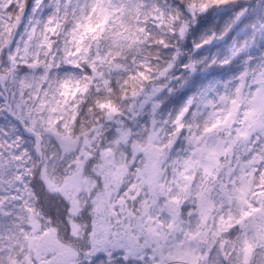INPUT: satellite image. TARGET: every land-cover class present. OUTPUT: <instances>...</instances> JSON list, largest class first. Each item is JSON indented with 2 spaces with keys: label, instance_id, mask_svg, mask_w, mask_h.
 I'll list each match as a JSON object with an SVG mask.
<instances>
[{
  "label": "snow or ice",
  "instance_id": "snow-or-ice-1",
  "mask_svg": "<svg viewBox=\"0 0 264 264\" xmlns=\"http://www.w3.org/2000/svg\"><path fill=\"white\" fill-rule=\"evenodd\" d=\"M12 10L16 24L0 28V138L28 137L39 156L46 124L63 150L61 104H88L123 126L85 170L113 142L127 152L107 239L83 259L52 247L34 264H264V0H0ZM65 65L85 75L53 78ZM116 91L136 101L127 117ZM137 141L158 148L155 178ZM31 187L55 222L59 205L45 198L59 194L39 169Z\"/></svg>",
  "mask_w": 264,
  "mask_h": 264
},
{
  "label": "rangeland",
  "instance_id": "rangeland-1",
  "mask_svg": "<svg viewBox=\"0 0 264 264\" xmlns=\"http://www.w3.org/2000/svg\"><path fill=\"white\" fill-rule=\"evenodd\" d=\"M16 22L15 10L0 13V28L10 30ZM116 79L119 80L120 77ZM128 83L131 86L128 94L131 96L132 87L138 85L131 80ZM71 95L69 91L65 98L70 99ZM118 99L123 101L120 93ZM135 103L136 101H132L126 106L122 104L121 111L125 117ZM58 111L56 119L62 122V126L55 132L62 138L63 150L47 137L49 129L46 124L38 129L39 146L36 145V149L39 156L29 149L31 141L28 137H17L14 140L0 138V264H34V258L41 259L43 251L50 247L64 249L69 261L80 251L70 239L65 241L60 238L62 244L59 243V246L50 244L54 224L50 216L40 208L35 191L31 187L37 169L40 170V179L50 192L65 195L74 210L73 213L80 211L77 216L89 202L96 204L90 213L85 211L79 216H85L87 222L93 226L89 242L94 246L107 239L105 229L109 217L116 216L121 211L116 205L122 201L114 197L127 172V166L123 163L127 152L120 147L119 142H113L112 148L105 153L103 164L93 165L86 171L85 162L87 156L99 151L102 145L109 141L107 133L115 124L123 126V118L110 117L106 113L90 110L89 114L81 119L83 114L77 107L69 109L64 104H61ZM35 119L38 123H43L40 115ZM135 147L146 154L141 171L155 178L159 171L157 146L150 141H137ZM93 173L99 175L100 181L104 182L102 188H97L100 181ZM97 201L100 203L97 204ZM73 213L70 212L71 215ZM77 223L74 224V231L83 232L85 237L86 227L82 226L84 223ZM81 239L82 236L76 241L77 245Z\"/></svg>",
  "mask_w": 264,
  "mask_h": 264
},
{
  "label": "trees",
  "instance_id": "trees-1",
  "mask_svg": "<svg viewBox=\"0 0 264 264\" xmlns=\"http://www.w3.org/2000/svg\"><path fill=\"white\" fill-rule=\"evenodd\" d=\"M33 169H34V168H33ZM42 181H43V180H42ZM43 184H44L46 190H47L48 192H50V191L47 189V187H46L44 181H43ZM53 193H58V192H53ZM58 194H59V193H58ZM60 197H61V196L59 195V196H57V198H56L55 200H52V201H49V200L47 199V197L45 198V203L48 204L49 207H56L57 205H59V207L56 209L57 212H58V218L56 219V221L53 222L52 218L50 217V218H51V222L54 224L52 228L58 232L60 238H62L63 240L67 241V240L65 239V237L68 236V230H69V226H70V234H71V237L76 238V239H70V241H73V243L76 244V247H78L76 241H77L81 236H82V238H84V236L82 235L83 232L78 233L79 230L74 231V228H75V227H74V224H76L78 221H79V222H83V223H84V225H82L83 228H85V227L88 228V227H89V224H91V223L87 222V219H86L85 216L79 217L80 215H82L83 213H85V209L80 213L79 216H77V217L74 216L75 213H79L80 211H79V212H78V211H75V213H73L74 210H73L72 206L68 204V200L66 199L67 197H65V195L62 196V197H63V199H64L65 201H67V205H68V206H67V213H66L65 215H63V216L59 215V213H60V212L64 209V207H65V204L61 201ZM37 201H38V204H39L40 208H41V209L44 211V213H45V212H46V211H45V208L41 205V203H40V197H38V196H37ZM69 211H70V212L72 211L73 214L71 215ZM65 217H66V218H65ZM77 224H78V223H77ZM78 249H79V247H78Z\"/></svg>",
  "mask_w": 264,
  "mask_h": 264
},
{
  "label": "clouds",
  "instance_id": "clouds-1",
  "mask_svg": "<svg viewBox=\"0 0 264 264\" xmlns=\"http://www.w3.org/2000/svg\"><path fill=\"white\" fill-rule=\"evenodd\" d=\"M57 75H59V77H60L61 79H63L65 76H69V75H71V76H73V77L83 78V76L85 75V69H84L83 67H81L80 69H76V68H74V67H69V66L65 65L63 68H61V69L59 70L58 73H53V78H55ZM93 95H94V94H93ZM118 97H119V91H116V92L114 93V95H113V98L116 99V100H117L118 102H120L121 104H123L124 106H126V103H124L123 101L119 100ZM88 109H89V105H88V104H85V105H83V106L81 107L80 112L83 114L82 117H81V119L83 118V116H87V115L89 114V110H88ZM97 112H100V111L97 110ZM76 127H77V129H78V127H79V123L77 124ZM123 149H124V148H123ZM124 151H125V149H124ZM131 163H132V160L129 159V160H128V164H131ZM137 163L139 164V161H137ZM114 199H116V198L114 197ZM92 208H94V206H93V204H92L91 202H89V203L86 205L85 211L88 212V213H90L91 210H92ZM65 218H66V217H65ZM88 219H89V221H90V219H91V216H90V215L88 216ZM89 226H90V224H89ZM85 233H86L85 237L82 238V239L79 241V243H78V247H79V249H80L79 252L84 253V256H82L81 259H83L84 257L87 256L88 251L90 250L89 247H88V245L91 244V243L89 242V237H90L89 227L85 229ZM68 236H69L71 239H76V238H74V237H71V234H70V226H69V230H68Z\"/></svg>",
  "mask_w": 264,
  "mask_h": 264
},
{
  "label": "flooded vegetation",
  "instance_id": "flooded-vegetation-1",
  "mask_svg": "<svg viewBox=\"0 0 264 264\" xmlns=\"http://www.w3.org/2000/svg\"><path fill=\"white\" fill-rule=\"evenodd\" d=\"M50 244L51 245H55V246H59V243L62 244V242H60L59 238H58V233H53L52 237H50ZM52 248V247H50Z\"/></svg>",
  "mask_w": 264,
  "mask_h": 264
}]
</instances>
